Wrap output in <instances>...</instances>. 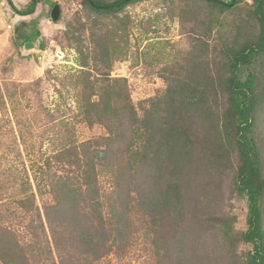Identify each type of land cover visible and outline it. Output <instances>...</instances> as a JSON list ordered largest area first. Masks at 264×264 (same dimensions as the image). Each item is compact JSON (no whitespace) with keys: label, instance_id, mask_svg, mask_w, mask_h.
I'll list each match as a JSON object with an SVG mask.
<instances>
[{"label":"trees","instance_id":"obj_1","mask_svg":"<svg viewBox=\"0 0 264 264\" xmlns=\"http://www.w3.org/2000/svg\"><path fill=\"white\" fill-rule=\"evenodd\" d=\"M7 1L27 16L43 0L24 9ZM83 1L88 11L118 16L143 0ZM241 1L189 5L208 7L212 27L219 16L240 10ZM250 1L247 14L257 20V35L238 40L241 17L222 73L214 77L199 56L191 58L187 69L165 77L166 89L142 107V116L127 79L104 70L93 78L90 50L77 47L79 67L65 77L74 90L75 117L107 132L79 141L60 114L42 135L41 144L52 141L50 154L43 151L30 170L16 162L0 172L2 264H101L140 241L152 264H264V149L256 140L257 108H264V0ZM30 42L44 48L42 30L37 22L19 21L14 46L22 51ZM113 42L105 52L116 47ZM104 57L110 67L112 58ZM97 61L94 56L96 70ZM18 133L26 144L21 127ZM229 177L233 193L247 198L244 231L220 210ZM240 243L253 249L237 255Z\"/></svg>","mask_w":264,"mask_h":264},{"label":"rangeland","instance_id":"obj_2","mask_svg":"<svg viewBox=\"0 0 264 264\" xmlns=\"http://www.w3.org/2000/svg\"><path fill=\"white\" fill-rule=\"evenodd\" d=\"M30 1L13 0L18 9L26 8ZM56 4L61 6V16L58 21H52L51 10ZM239 7L240 10L219 16L220 22L211 27L208 7L190 6L189 0H143L128 6L118 16L88 11L83 0H43L34 14L22 16L7 0H0V172L16 162L21 171L24 165L30 170L33 162H40L43 151L50 154L52 141L46 139L41 144L42 135L60 114L74 126L79 141L106 134L101 124L89 125L75 117L74 90L65 77L79 67L77 47L90 50L93 66L96 65L93 58L97 57L98 70L93 66L91 69L93 78L100 79L104 70L112 78L127 79L132 101L142 116V107L149 106V100L166 89L165 77L173 70L187 69L191 58L199 56L209 65L214 77L221 74L227 45L234 42L235 26L241 17L245 18L244 34L238 35V40L241 42L250 33L257 35V20L251 21L247 14L252 2L243 0ZM22 20L37 22L42 30L45 47H37L38 52L19 51L14 46L16 24ZM9 24L12 29H8ZM111 40L116 47L107 53L104 48L106 44L113 45ZM105 54L112 58L110 67H105ZM39 79L42 81L36 88L32 84ZM57 107L60 111L54 114ZM44 108L50 110V115ZM263 110V106L257 108L256 140L264 149ZM20 127L26 144L19 137ZM106 180L103 176V182ZM233 184L232 177L225 180L222 191L226 199L220 201V210L232 214L236 218V230L244 231L248 228L247 198L233 193ZM252 249V244L240 243L236 254ZM152 260L140 241L128 253L111 255L100 263L152 264Z\"/></svg>","mask_w":264,"mask_h":264},{"label":"water","instance_id":"obj_3","mask_svg":"<svg viewBox=\"0 0 264 264\" xmlns=\"http://www.w3.org/2000/svg\"><path fill=\"white\" fill-rule=\"evenodd\" d=\"M60 16H61V6L59 4H56L53 6L51 10V20L57 21L59 20Z\"/></svg>","mask_w":264,"mask_h":264},{"label":"crops","instance_id":"obj_4","mask_svg":"<svg viewBox=\"0 0 264 264\" xmlns=\"http://www.w3.org/2000/svg\"><path fill=\"white\" fill-rule=\"evenodd\" d=\"M25 50L38 52V49L33 42L25 44V46L22 48V51H25Z\"/></svg>","mask_w":264,"mask_h":264},{"label":"built area","instance_id":"obj_5","mask_svg":"<svg viewBox=\"0 0 264 264\" xmlns=\"http://www.w3.org/2000/svg\"><path fill=\"white\" fill-rule=\"evenodd\" d=\"M12 27H13V26H12L11 24L8 25V29H12Z\"/></svg>","mask_w":264,"mask_h":264}]
</instances>
